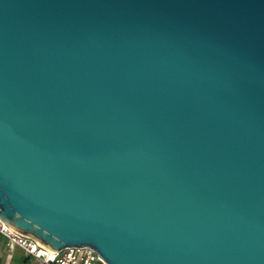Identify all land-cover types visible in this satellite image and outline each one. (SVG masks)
<instances>
[{
	"label": "water",
	"instance_id": "1",
	"mask_svg": "<svg viewBox=\"0 0 264 264\" xmlns=\"http://www.w3.org/2000/svg\"><path fill=\"white\" fill-rule=\"evenodd\" d=\"M0 217L108 264H264V0H0Z\"/></svg>",
	"mask_w": 264,
	"mask_h": 264
},
{
	"label": "built area",
	"instance_id": "2",
	"mask_svg": "<svg viewBox=\"0 0 264 264\" xmlns=\"http://www.w3.org/2000/svg\"><path fill=\"white\" fill-rule=\"evenodd\" d=\"M0 234L11 246H20L28 254L37 258L41 264H108V262L91 247H67L52 252L34 239L7 225L0 217Z\"/></svg>",
	"mask_w": 264,
	"mask_h": 264
},
{
	"label": "crops",
	"instance_id": "3",
	"mask_svg": "<svg viewBox=\"0 0 264 264\" xmlns=\"http://www.w3.org/2000/svg\"><path fill=\"white\" fill-rule=\"evenodd\" d=\"M0 264H41V262L22 247L11 246L0 234Z\"/></svg>",
	"mask_w": 264,
	"mask_h": 264
}]
</instances>
